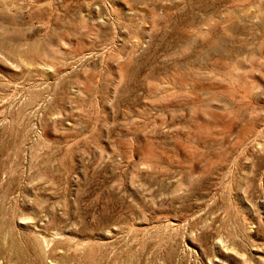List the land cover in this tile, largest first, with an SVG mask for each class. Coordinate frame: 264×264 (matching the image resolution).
Returning a JSON list of instances; mask_svg holds the SVG:
<instances>
[{"label":"rangeland","instance_id":"1","mask_svg":"<svg viewBox=\"0 0 264 264\" xmlns=\"http://www.w3.org/2000/svg\"><path fill=\"white\" fill-rule=\"evenodd\" d=\"M0 264H264V0H0Z\"/></svg>","mask_w":264,"mask_h":264}]
</instances>
